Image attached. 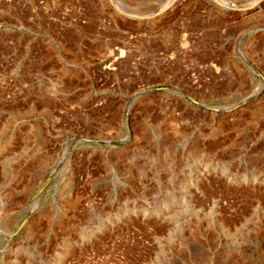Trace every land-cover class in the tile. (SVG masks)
<instances>
[{
	"label": "rangeland",
	"instance_id": "374dc122",
	"mask_svg": "<svg viewBox=\"0 0 264 264\" xmlns=\"http://www.w3.org/2000/svg\"><path fill=\"white\" fill-rule=\"evenodd\" d=\"M0 264H264V0H0Z\"/></svg>",
	"mask_w": 264,
	"mask_h": 264
},
{
	"label": "water",
	"instance_id": "95a60500",
	"mask_svg": "<svg viewBox=\"0 0 264 264\" xmlns=\"http://www.w3.org/2000/svg\"><path fill=\"white\" fill-rule=\"evenodd\" d=\"M135 97V96H134Z\"/></svg>",
	"mask_w": 264,
	"mask_h": 264
}]
</instances>
